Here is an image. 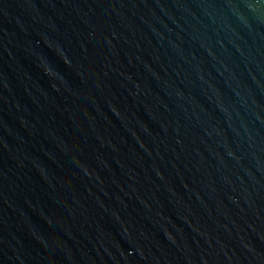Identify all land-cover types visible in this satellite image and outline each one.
I'll return each mask as SVG.
<instances>
[{
	"label": "water",
	"instance_id": "obj_1",
	"mask_svg": "<svg viewBox=\"0 0 264 264\" xmlns=\"http://www.w3.org/2000/svg\"><path fill=\"white\" fill-rule=\"evenodd\" d=\"M0 264H264V0H0Z\"/></svg>",
	"mask_w": 264,
	"mask_h": 264
}]
</instances>
